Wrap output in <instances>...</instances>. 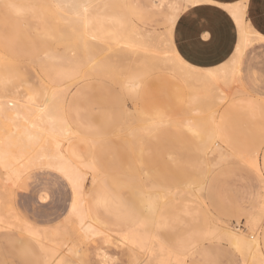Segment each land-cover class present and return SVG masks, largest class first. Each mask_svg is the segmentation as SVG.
Returning a JSON list of instances; mask_svg holds the SVG:
<instances>
[{"label": "rangeland", "instance_id": "374dc122", "mask_svg": "<svg viewBox=\"0 0 264 264\" xmlns=\"http://www.w3.org/2000/svg\"><path fill=\"white\" fill-rule=\"evenodd\" d=\"M210 2L220 0H91L90 14L93 28L107 42L141 30L154 41L172 42L182 55L175 31L180 14ZM236 4L245 15L244 1L226 0L221 5L231 13ZM56 7L55 0H0V106L10 96L23 102L33 97L30 106L34 109L43 105L46 56L66 52L61 34L67 25ZM248 23L264 34V24L258 19L250 18ZM242 35L239 28L232 54L216 64L197 65L182 56L199 67L218 66L237 57ZM129 58L128 64H135L137 57ZM132 58L136 59L132 62ZM112 77L74 81L64 103L73 133L63 142L85 177L79 196L100 231L85 229L71 215L75 189L48 166L47 158L22 161L16 179H7L8 171L0 167V264H145V255L124 245L121 234L134 219L143 218L146 197L156 190L162 191L164 199L153 230L171 247L192 249L186 264H245L230 243L218 236L228 226L247 231L249 216L264 202V40H254L245 51L243 84L227 88L211 117L189 102L181 77L162 65L146 75L139 99L127 95ZM156 107L169 111L161 127L132 132L137 109ZM3 117L0 135L6 136L14 130L15 121ZM199 117L203 124L198 126ZM41 133L39 143L49 148L52 137L45 129ZM254 155L261 163L260 173L246 163ZM25 225L51 233L53 228L69 227L67 236L61 231L43 240L47 248H59L56 259L41 249ZM211 227L220 231L218 235L205 234ZM257 229L264 253V216ZM63 238L70 241L71 250L60 245Z\"/></svg>", "mask_w": 264, "mask_h": 264}, {"label": "bare ground", "instance_id": "6f19581e", "mask_svg": "<svg viewBox=\"0 0 264 264\" xmlns=\"http://www.w3.org/2000/svg\"><path fill=\"white\" fill-rule=\"evenodd\" d=\"M55 1L57 7L61 11L59 16L67 25V29L61 34L62 39L65 41L62 43L65 44L66 52L62 55L50 52L46 56L47 59L44 70L47 78V93L46 96H44L45 98L43 97V105L40 104L41 106H36L37 108L34 109L32 105L30 106L34 100L33 97L30 96L23 102L16 96H10V99H7L5 103L0 106V115L8 118L11 122L15 121V123H13L14 130L11 134L6 136L0 135V167L8 171V173L6 172L8 175L7 179H16L19 178L20 171L18 165L22 161H25V163H33L39 156L47 158L48 166L64 173L75 189L74 203L70 212L71 215H75L78 218L79 225L85 226V229L93 230L95 233L98 226H96L94 220L89 216L84 206V200L80 199L79 196V191L85 183V177L80 170L79 164L74 162L69 156L63 142L73 133V128L67 119L64 108L68 87L74 81L83 80L88 76L93 77L108 74L113 76L112 79L114 82H117V85L120 84L119 87L123 86L127 90L124 89L127 95H131V98L137 99L143 86H145L147 82L146 75L153 69L159 68V66L162 65L170 70V72L172 71L178 74L179 78L181 77L180 79L185 84V88H188L189 97L187 96V98H190V101H188L197 105L202 111H205V114L206 112L209 113L211 117L213 112L216 111L214 107L224 98L227 88L230 86L232 87L234 83L242 84L239 78V63L241 57L253 44L254 40H260L264 38V35L250 26L244 19L242 7L236 4V6L232 8L231 13L240 26L239 28L243 31L242 38L236 48L237 57H232V59L223 66L204 69L185 60L175 49L172 42L165 41L163 38L154 41L151 34L143 33L141 30H133L124 33L120 35V38L116 37L114 42H107L106 39L100 35L99 31L92 26L93 17L90 14L91 0ZM98 19L100 20V17ZM131 55L137 57L135 64L132 63V65L127 62ZM134 59L132 58V62ZM123 87L120 89H123ZM240 88H242V85H240ZM43 89H45V87ZM124 90L121 91L124 92ZM33 104L35 105V103ZM167 107H169V105ZM213 108L214 111L212 110ZM137 110V123L132 129V132L153 131L161 127L160 125L163 124L169 116V111L167 109L158 107L152 111H146L144 108ZM201 123V117H199L198 120H196V124L199 126ZM183 124H185V122ZM43 129L52 137V142L48 146L49 148L39 143ZM190 129L191 128H189V130ZM212 134H207L209 140L213 138ZM40 157L38 159H40ZM246 163H249L251 165L250 167L255 168L258 173L261 172L257 155L248 156ZM161 192L156 190L154 193L150 192L148 195L146 194L145 215L140 220L134 219L132 221L128 229L126 228L127 230L121 234V241L134 253L144 254L146 259L145 264H186L188 258L192 254V249L190 247V249L186 247H171L161 240L153 230L155 219L159 217L160 200L164 197ZM263 216L264 202L254 214L249 216V229H247V231L228 226L224 228L225 230L222 232V235L218 236L230 243L231 247L242 256L245 264H264V256L261 254L259 248V233L257 229ZM24 227L28 234L39 242L42 250L44 249L46 252L50 253V258H55L54 256L57 254L59 248H47L43 243L44 238H50L49 234L51 232L32 225H25ZM58 228L59 227L53 228L54 230L50 228L52 229L51 234H53V236L55 234H60L61 231L63 235L67 236L69 231L68 226L63 227L62 230ZM99 231L100 230H97V233ZM217 232L220 231L217 229ZM217 232L212 228L206 230L205 234L214 237ZM62 240L63 241L60 243L61 246L70 247V241L64 240V238ZM212 240L213 239L210 241ZM51 242L52 241L49 243L51 244ZM71 249L70 247L69 250ZM61 252L63 253L62 250ZM60 260L61 257L58 261ZM49 262L51 263L50 260Z\"/></svg>", "mask_w": 264, "mask_h": 264}, {"label": "crops", "instance_id": "0c3cea01", "mask_svg": "<svg viewBox=\"0 0 264 264\" xmlns=\"http://www.w3.org/2000/svg\"><path fill=\"white\" fill-rule=\"evenodd\" d=\"M225 1L226 0H220L219 3L210 2L207 4H203L201 6L198 5L196 7H190L189 9L183 11L177 20V26L175 28V31H176V43L178 49L185 58H187L191 62L196 63L197 65L209 66L227 59L232 54V51L234 50V47L239 40V28L237 21L235 20L234 16L221 5L222 2ZM230 1L246 2L247 10L245 12L244 19L249 22L250 18L252 19L256 18L260 21V24H264V0H230ZM250 26L255 28V30L258 31L259 33L263 34V32L260 31V29H258L257 27L251 24ZM260 40H264V38ZM226 63L228 62L222 63L214 67L223 66ZM239 78L241 83L243 84L241 78V60L239 63ZM69 156L71 157L70 154ZM259 165L261 169L260 161H259ZM57 171L61 173L72 185L69 178L64 173H62L59 170ZM73 203L74 200L72 202L70 212ZM259 248L261 254L264 256V253L262 252L260 247V238H259Z\"/></svg>", "mask_w": 264, "mask_h": 264}]
</instances>
